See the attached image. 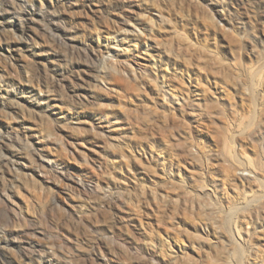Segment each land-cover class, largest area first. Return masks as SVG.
Instances as JSON below:
<instances>
[{"label":"rangeland","instance_id":"obj_1","mask_svg":"<svg viewBox=\"0 0 264 264\" xmlns=\"http://www.w3.org/2000/svg\"><path fill=\"white\" fill-rule=\"evenodd\" d=\"M1 76L0 264H264V0H0Z\"/></svg>","mask_w":264,"mask_h":264},{"label":"bare ground","instance_id":"obj_2","mask_svg":"<svg viewBox=\"0 0 264 264\" xmlns=\"http://www.w3.org/2000/svg\"><path fill=\"white\" fill-rule=\"evenodd\" d=\"M160 22H164V20L162 18H160ZM126 34H127V32H126ZM30 40H31V46H30L31 49L37 50V48H39L40 49L39 52L40 51H44V52L47 51V50H45V46H47V43L48 42H47V40H46V38L44 36H42V38H38L36 35H34L33 37L30 38ZM129 51L130 50H125V53H129ZM130 75H132V77H134V76L138 77L139 76V75L137 76V72H135V71L134 72L132 71ZM54 83H55V81H50L48 83V85H46V87H42L40 85V83L38 82V84H37L36 87L38 89L39 95L42 96L41 94L51 93V87L50 86H52ZM6 86L7 87H9V86L10 87H13L14 84L11 83V82H9L6 79V77H2L1 76V79H0V89L1 88H4ZM64 103H66V105H69V103L66 100H65ZM22 125L24 127H26V126L28 127V128H25V129H31V128H29V127H31V126H29L30 124H28L26 120H24L22 122ZM27 156H28V160L30 159V163L31 164H36V166L34 168H35V170H36V172L38 174H40L41 176H44L45 178L50 179V180H53L52 177H50V175H53L55 178L57 177L56 176L57 175L56 174L57 171H55V169H58V168H56L58 166H57V164H55V160L53 158H51L49 155H45V154H42V153H39L38 152L37 155H36L37 158H34V160L32 159L33 156H31V154L30 155H27ZM249 164L251 165V163H249ZM50 172H52V173L50 174ZM249 180H250V178H245V177H242L241 178V181H249ZM45 181L48 182V180H46V179H45ZM53 181H55V180H53ZM78 182H79V184L84 185L83 180L80 179ZM19 186L20 185H17V187H19ZM12 188L14 189L13 191L10 190V192H8V191L5 192V194L7 195V197L9 199H12L13 198V195L16 194L15 188L13 186H12ZM0 197L2 198V194L0 195ZM235 231H236L238 237L241 240L242 239V235H241V231L242 230H241L240 226L236 225ZM246 234L248 235L249 233H246ZM101 257L102 258H105V256H103L102 254H101ZM105 261H107V260H105Z\"/></svg>","mask_w":264,"mask_h":264}]
</instances>
